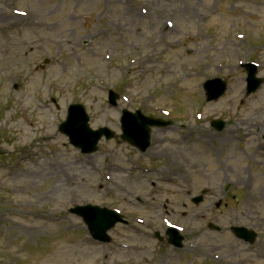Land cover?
Masks as SVG:
<instances>
[{
	"label": "rangeland",
	"instance_id": "1",
	"mask_svg": "<svg viewBox=\"0 0 264 264\" xmlns=\"http://www.w3.org/2000/svg\"><path fill=\"white\" fill-rule=\"evenodd\" d=\"M25 10L24 28L10 26L7 16ZM0 16V211L9 203L53 218L8 212V223L0 215V264H264V84L246 97L241 68L249 59L264 64V0H0ZM217 76L229 89L208 102L202 84ZM109 90L128 99L113 108ZM73 103L86 106L92 128L116 132L121 108H158L176 129L154 130L151 152L168 158H137L128 143L104 139L83 155L58 130ZM161 109L192 114L182 127ZM215 118L225 120L222 132L211 126ZM188 127L195 130L187 139ZM172 154L185 169L171 179L169 169L179 172ZM15 169L19 178H9ZM163 175L160 189H145L146 178ZM203 189L204 202L192 203ZM85 204L117 210L129 223L100 243L69 211ZM208 222L245 225L258 239L245 244ZM169 224L180 227L184 248L155 237Z\"/></svg>",
	"mask_w": 264,
	"mask_h": 264
},
{
	"label": "water",
	"instance_id": "2",
	"mask_svg": "<svg viewBox=\"0 0 264 264\" xmlns=\"http://www.w3.org/2000/svg\"><path fill=\"white\" fill-rule=\"evenodd\" d=\"M247 67L249 70L248 93L250 94L260 86V79L255 78L256 68L253 65H248ZM205 88L210 100L218 98L226 91V85L220 79L208 81ZM116 99L117 95L111 92V103L116 104ZM88 121L89 117L86 114L85 108L80 104H75L70 107L66 122L60 126V129L69 135L71 142L85 153L96 151L97 144L103 135H106L108 139L113 135L107 128L90 129ZM151 122L138 115L125 114L123 138L133 144H140L143 148H146L150 137L148 124H151ZM222 126L223 124L219 123L218 128L220 129ZM201 199L199 197L195 201L199 202ZM71 211L82 215L89 224L93 236L101 241L110 240L106 235V231L120 220L114 212L96 206H77ZM235 230L238 231L239 236L244 237L250 243H254L256 234L253 231L246 230L245 228H235Z\"/></svg>",
	"mask_w": 264,
	"mask_h": 264
},
{
	"label": "bare ground",
	"instance_id": "3",
	"mask_svg": "<svg viewBox=\"0 0 264 264\" xmlns=\"http://www.w3.org/2000/svg\"><path fill=\"white\" fill-rule=\"evenodd\" d=\"M23 18H25V17H23ZM36 23H37V24H40L39 20H36V21H35V24H36ZM238 128H240V127L237 126V125H234V126L232 127V129H234V130H238ZM172 165L175 166V167H177L178 169L182 170V163H179V162H177V161H173V162H172ZM50 166L52 167L51 164H50ZM9 176L12 177V178H19L18 170L15 169V170H14ZM35 176H36V174H35ZM171 176H174V174L172 173ZM170 178H171V177H170ZM171 179H172V178H171ZM33 186H34V184L31 185V188H33ZM38 197H40V195H38ZM38 217H52V214H51L50 212H44V213H40V214L38 215ZM49 219H52V218H49ZM30 231H31V232H34V229H30ZM28 238H29V237H28ZM64 247H65L64 249H60V250H58V252H57V254H58V256H59V259H62L61 257H63L64 255H66V254H67V250H68V248H71L72 246L69 245V244H67V245L64 246Z\"/></svg>",
	"mask_w": 264,
	"mask_h": 264
},
{
	"label": "flooded vegetation",
	"instance_id": "4",
	"mask_svg": "<svg viewBox=\"0 0 264 264\" xmlns=\"http://www.w3.org/2000/svg\"><path fill=\"white\" fill-rule=\"evenodd\" d=\"M17 22L20 23L19 20H18ZM158 118H160V117H158ZM165 126L168 127V130H174V129H175V128H174L175 124H173V123H171V122H167V123L165 124ZM158 130H162V129H158ZM162 132H165V131H162ZM134 149H135V148H134ZM150 149H155L153 144H151V146L149 147V149H148L147 151L143 152V153H140L139 150H137V149H135V151H136V153H137L139 156H142V155H145V154H147V153L149 154V150H150ZM167 150H170V149H167ZM168 155H169V154L163 153L162 150L159 151V152H151V156H154V157L165 158V157H167Z\"/></svg>",
	"mask_w": 264,
	"mask_h": 264
}]
</instances>
